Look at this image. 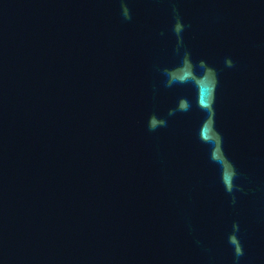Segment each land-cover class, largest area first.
Instances as JSON below:
<instances>
[{
    "label": "water",
    "instance_id": "95a60500",
    "mask_svg": "<svg viewBox=\"0 0 264 264\" xmlns=\"http://www.w3.org/2000/svg\"><path fill=\"white\" fill-rule=\"evenodd\" d=\"M0 264H264V0H0Z\"/></svg>",
    "mask_w": 264,
    "mask_h": 264
}]
</instances>
